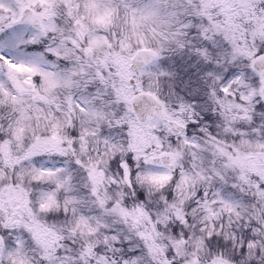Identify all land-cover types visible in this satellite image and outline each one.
Masks as SVG:
<instances>
[{
    "label": "snow or ice",
    "instance_id": "6c2138e0",
    "mask_svg": "<svg viewBox=\"0 0 264 264\" xmlns=\"http://www.w3.org/2000/svg\"><path fill=\"white\" fill-rule=\"evenodd\" d=\"M0 264H264V0H0Z\"/></svg>",
    "mask_w": 264,
    "mask_h": 264
}]
</instances>
